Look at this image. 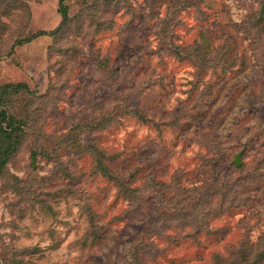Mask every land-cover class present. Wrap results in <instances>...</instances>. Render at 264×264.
<instances>
[{
  "label": "rangeland",
  "instance_id": "obj_1",
  "mask_svg": "<svg viewBox=\"0 0 264 264\" xmlns=\"http://www.w3.org/2000/svg\"><path fill=\"white\" fill-rule=\"evenodd\" d=\"M263 4L0 0V264H264Z\"/></svg>",
  "mask_w": 264,
  "mask_h": 264
},
{
  "label": "trees",
  "instance_id": "obj_2",
  "mask_svg": "<svg viewBox=\"0 0 264 264\" xmlns=\"http://www.w3.org/2000/svg\"><path fill=\"white\" fill-rule=\"evenodd\" d=\"M61 14V23H63L67 19V14L64 8L61 10ZM39 33L44 34L45 32L41 31ZM23 86L22 83H7L3 85L4 96L0 100V170L5 166L10 152L13 151L21 137L22 132L20 131L23 129L22 121L14 117L4 108L6 95L10 92L17 93L19 88Z\"/></svg>",
  "mask_w": 264,
  "mask_h": 264
},
{
  "label": "water",
  "instance_id": "obj_3",
  "mask_svg": "<svg viewBox=\"0 0 264 264\" xmlns=\"http://www.w3.org/2000/svg\"><path fill=\"white\" fill-rule=\"evenodd\" d=\"M264 14V4L261 6V9H260V17ZM234 163L236 165H239L240 164V160H239V154H237L234 158Z\"/></svg>",
  "mask_w": 264,
  "mask_h": 264
}]
</instances>
